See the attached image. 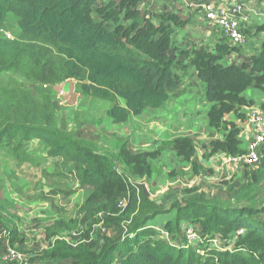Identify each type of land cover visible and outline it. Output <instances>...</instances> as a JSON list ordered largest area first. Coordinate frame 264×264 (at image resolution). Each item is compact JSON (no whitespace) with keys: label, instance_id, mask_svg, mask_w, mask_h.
Masks as SVG:
<instances>
[{"label":"trees","instance_id":"trees-1","mask_svg":"<svg viewBox=\"0 0 264 264\" xmlns=\"http://www.w3.org/2000/svg\"><path fill=\"white\" fill-rule=\"evenodd\" d=\"M141 5H146L145 0H0V26L12 14L18 18L22 32L18 40L0 38V75L24 60L37 87L73 81L79 96L109 103L107 117L123 124L146 109L159 110L182 85L172 65L189 59L211 104L207 112L209 127L228 131L223 141L211 142V155L245 153L237 130L222 119L248 105L242 97L247 88L254 86L264 93V47L260 54L240 64L225 63L224 57L231 50L225 39L216 53L203 48L182 52L172 44L171 37L176 28L186 26L187 20L166 7L151 11ZM94 12L96 18L92 17ZM153 18L160 22L155 25ZM27 97L20 93L0 99L1 107L8 106L0 108V150L11 151L19 164L44 158L72 164L74 173L64 177L72 176L80 190L91 191L79 207L78 222L75 219L71 223L76 227L89 224L79 244L73 248L64 243L57 245L41 256L27 257L30 263L264 264V222L259 219L264 214V150L257 169L244 167L242 181H221L225 188L220 184L216 196L207 197L198 188L182 190L181 199L170 200L169 210H163L145 190L129 184L114 170H126L134 178L149 177L154 172L152 161L157 152H134L126 142H120L116 153L98 154L80 138L77 140V133H68L65 126L60 128L53 114L35 123L20 116L22 112L29 118L30 111L42 116L48 109V103L36 105ZM9 109L10 113L1 114ZM81 132L85 138L98 137L82 126ZM100 133L107 136L103 129ZM41 141L50 149L46 156L41 159L25 155L28 145ZM166 146L177 158L191 163L194 173L198 172L192 139L178 137ZM168 196L177 197L174 193ZM122 198L126 199L125 207L118 206ZM170 210L174 214L162 230L174 241L182 228L191 224L202 235L198 240L194 231L196 240L201 241L197 250L190 244L184 248L167 240H154L155 229L148 223ZM16 214L13 202L0 198V227L12 236L8 247L0 241V264H15L3 263L2 258L21 241ZM240 230L242 234L237 236Z\"/></svg>","mask_w":264,"mask_h":264},{"label":"rangeland","instance_id":"rangeland-1","mask_svg":"<svg viewBox=\"0 0 264 264\" xmlns=\"http://www.w3.org/2000/svg\"><path fill=\"white\" fill-rule=\"evenodd\" d=\"M107 1L110 2L117 0H103V3ZM101 4L102 3H99L97 6H100ZM161 8V6L158 7L160 11ZM193 12L196 13L197 10ZM92 17H97L95 12ZM154 22L155 25H157V18H154ZM203 23H205V28H197V30L190 26L188 27V31H195V37L199 36L197 37L198 40L201 41L202 38L203 43H208L209 45L210 43L208 42L207 37L209 38V34L210 36H213L216 32L213 31L214 29H210L205 21ZM107 25L109 27L114 26L111 23H108ZM199 25H196V27ZM20 32L21 28L18 18L12 14H8L4 23L0 26V38L5 40H18L21 38L20 34L22 32ZM215 37L222 41V39H219L218 34ZM194 40L196 39H192V41ZM194 44L196 43L193 42L192 45ZM197 46L198 45L196 44V46L192 48L196 49ZM182 64H185V67L188 66L187 61ZM176 69H178L177 71L179 73ZM172 70L180 74L178 66L175 67L172 65ZM30 71L31 68L29 69V66L23 60L22 63L14 66L12 71L1 74L0 99L18 96L21 93L25 95L28 94L29 97H27V100L32 99L36 105L42 106L43 104L46 105L48 103V109L47 111L44 109L42 116L33 113V111H30L29 118L24 116L22 112H20V116L35 123V120L48 119L47 115L53 114L54 121L60 128L65 126L68 133H77V140L80 138L81 143L86 144L88 148L101 155L103 153H116L120 142H123L124 144L126 142L129 149L143 154L149 153L157 148L156 151L150 152L158 153V156L152 161L154 172L151 176L134 178L128 176L126 170L117 168H114V170L118 175H121L126 179L129 184H134L145 190L149 199L154 201L157 205L162 206L163 210H169L170 200L181 199L179 193L182 191L180 177L188 178V176H186L181 168H179L181 167L178 165L180 159L177 158L170 148L166 146V143H170L178 137L164 138L159 129L163 125L162 119H152V113H154L155 110L146 109L139 116L130 117L126 123L118 125L107 117L110 106L109 103L79 96V89L76 88V84L73 81L52 86L37 87L36 85L38 83L31 78V75L29 74ZM189 73H192V71H189L184 79L179 75V78H181L182 81V86L179 89L182 90L184 81L190 83L192 86L197 83L196 79L192 77L193 75L190 77ZM202 90H205L203 86H196L191 92L199 95ZM188 91H190L188 85L184 91L179 92L177 89L170 95L169 99L173 102V99L176 100L175 97H179L181 100L180 106L193 105V101L195 100L190 97L192 93L182 94V92ZM198 102L199 101H197V103ZM1 104L2 101L0 100V108L8 107L6 104L1 107ZM205 106L206 101H201V112L198 115V117H201L199 119L201 125L205 121V109H207ZM162 107L160 109H162ZM6 112L10 113V109L9 111H3L1 114ZM169 118L174 120L175 124L177 123L181 125V123L172 116ZM1 120L2 117L0 115V121ZM151 124H153V127H150ZM81 126L84 129L88 128L90 131L95 132L98 134V137L95 135V138H85L82 132L78 133L81 131ZM102 129L106 132L107 136H105V133H100ZM180 131L181 130L177 129V134H179ZM208 132H210V129L203 126V138L207 136ZM112 135H115L116 137L113 138ZM209 136H211V134ZM153 138L158 139L159 141L155 143ZM16 140L17 138L14 141ZM196 141H198V139H196ZM30 145L27 146L25 152V155H28L29 158L30 156H38L37 158L40 156L42 159L41 154L46 156L45 154L50 150L42 141ZM157 145L160 147H157ZM44 159L41 161L37 159L34 161L30 160L31 163L29 164H19L18 161L12 157L11 151L7 149L0 150V198L1 200L6 199L8 202H13V206L17 212L18 232L20 236H22L20 237L21 241L16 243L17 245L15 244L13 247H10L8 250H16L18 254L23 257H31L35 255L41 256L44 252L52 250L55 246L63 243L71 248L76 247L79 244L78 240L83 236V232H85L89 226L88 223H85L83 227H81V225L76 227L71 223L72 220L77 218L79 207L84 203L91 191L84 189L80 190L79 183L74 181L73 178L71 179L72 176L68 175L67 178L64 177V175H67L69 172H72V174L74 173V167L72 164H68L67 162L58 159ZM62 159L65 160L64 157ZM58 163H61V165H58L59 168H57ZM238 168L241 171L244 169L243 165H240ZM171 173L174 174L171 176ZM198 173H201L202 175H211L212 171L208 166H205L199 168ZM221 180V178L216 177L215 181L211 182L215 183L212 187L220 183ZM205 183L206 184L203 186L204 189L209 188L210 181H205ZM189 185L192 186L191 183H189ZM261 190L262 199L264 200V181ZM171 193H174L177 197L170 199L168 195ZM212 193L216 196L218 192L213 191ZM224 193L225 190L222 191V194ZM206 196L208 197V194H206ZM125 203L126 199L122 198L119 200L118 206L123 205V207H125ZM170 211L169 214L167 213L156 216L148 223L155 229V234L153 236L154 240L161 242L167 240L168 244L172 242V244H177V246L181 245L184 248L190 244L192 249L195 248L197 250V248H199V245L197 246V244H200L201 242L198 241L200 240L201 235L198 228L192 229L193 227L191 224H188L187 226L185 225V227L182 228V233L178 236V240L174 241L169 237L168 233L162 230L161 227L168 222L172 217V214H174L173 210ZM259 219L264 222V214L261 215ZM75 222H78V219H76ZM189 231H197L198 240H188ZM241 234V232H237V236H240ZM234 240L235 239L231 238L232 242H234ZM0 241L3 242V246L5 245L4 247L10 246L12 241V236L9 231L3 230L1 227ZM205 246H208V244Z\"/></svg>","mask_w":264,"mask_h":264},{"label":"crops","instance_id":"crops-1","mask_svg":"<svg viewBox=\"0 0 264 264\" xmlns=\"http://www.w3.org/2000/svg\"><path fill=\"white\" fill-rule=\"evenodd\" d=\"M206 1L212 3L215 8H222L224 6L225 8H227L228 4L230 3V0ZM145 2L146 5H141V8L147 7L148 9L153 11V9L158 10L159 6L162 7L161 10L166 7L169 12H178L180 13L183 20H187L186 26L184 28H176L175 33H173L171 37L172 44L178 47L180 51H191L193 49L192 47L196 46L197 44V48H203L207 52L216 53L217 47L220 45L221 42V40H218V38L215 37L217 33L213 34V36H210L209 34V38L207 37V40L210 44L208 45V43H203L202 38L201 41L198 40L197 37L199 36L195 37V31H188V27L190 26L193 29L205 28V23H203L204 16L201 12V9L187 8V4H185L186 2H184V0H145ZM240 2L244 7L245 12L249 15V20L247 23L248 43L244 48L240 50L228 44L229 49H231L229 52L230 54H228L227 57H224L225 63L227 64H240L243 60H247L260 54L262 48L264 47V0H240ZM190 3L192 2L190 1ZM196 10L197 12L194 13L193 11ZM152 22L155 23L154 18L152 19ZM159 22L160 21H158L157 24ZM196 25L199 26L196 27ZM188 32L191 34H189ZM194 38L196 40L192 41V39ZM193 42L196 44L192 45ZM175 54L180 57V54L178 52H175ZM186 61L188 63L187 67H185V64H182L183 61L181 63L175 64V67L178 66L180 74H178V69H176L178 73H175L178 76L180 75L181 78L184 79L185 75L189 71H192V73H189V76L191 77L193 75L192 77L196 79L197 83L193 84L192 86L190 85V83H186L184 81L183 88L182 90L179 89V92L184 91L185 88H187V85L190 91L182 92V94L192 93L191 91L196 86H203L205 88V85L196 77L194 68L189 64V59H187ZM186 61L184 62L186 63ZM196 95L198 94L192 93L190 95L191 99L195 100L193 101V105L189 104L190 106H180L181 100L179 99V97H175L176 100L173 99V102H171V100L169 99L164 103L162 109L155 110L154 113H152V119H162L163 125L159 129L161 130V134L164 136V138L168 139L169 137H187L192 139L194 146L196 147V155L194 161L196 160L198 164V169L201 167L208 166V168L212 171L211 175H202L198 172L194 173L192 164L183 162V160L180 159L178 165H180L181 167H178L181 168L182 172L186 176H188V178L180 177V186L182 187V190L188 188H198L200 192L208 194V196H213L214 193L212 192L217 191L218 186L220 184L222 185V183H218L216 186L212 187V185H214L215 183L211 182L215 181L216 177L221 178V181L231 179H236L235 181H242L245 168L243 167L244 169L241 171L238 168L239 166L226 164L227 158L235 155H228L225 153H216L211 155V142L223 141L228 131H216L215 129L209 127L207 121V112L211 109V104H209V102L206 100V91L202 90V92L198 96ZM242 97L248 105L238 108L236 112H232L225 115L222 119V122L224 124L233 126L237 130L238 139L241 142V147H243V150H245L246 144L247 142H249L251 137V129L247 125V117L253 112L263 111L262 107L264 106V93L261 92L259 89L255 88L254 86H251L246 89V91L242 94ZM197 101L199 102L197 103ZM201 101H206L205 108L208 109H205L206 116L204 118L205 121L202 123V125L201 121L199 120L201 117H198L199 113L201 112ZM171 116L174 119H177L181 123V125L177 123L175 124L174 120L169 118ZM203 126L210 129V132H208L207 136L204 138ZM150 127H153V124H151ZM177 129L181 130L179 134H177L176 132ZM210 134L211 136H209ZM196 139H198V141H196ZM153 141L156 143L159 140L153 138ZM158 146L159 145H157V147ZM156 149H153L150 152H154L156 151ZM43 156L44 154H41V157ZM205 181H210L209 186L212 188L209 187L207 189H204L203 186L206 184ZM189 183H191L192 186H190ZM222 188L224 189L225 187L223 186ZM148 226L150 225L148 224Z\"/></svg>","mask_w":264,"mask_h":264},{"label":"built area","instance_id":"built-area-1","mask_svg":"<svg viewBox=\"0 0 264 264\" xmlns=\"http://www.w3.org/2000/svg\"><path fill=\"white\" fill-rule=\"evenodd\" d=\"M190 1L192 3H190ZM194 1V2H193ZM187 8H199L204 21L210 29H214L219 38L227 40L228 44L242 49L248 43L247 23L249 15L245 12L240 0H230L228 7L215 8L206 0H184ZM247 125L251 129V137L245 147V153L230 156L226 164L257 169L263 159L264 150V112L256 111L247 117ZM239 232L242 233L240 230ZM188 240L196 241L195 232L189 231ZM3 263L32 264L27 257L18 254L16 250H8L2 258Z\"/></svg>","mask_w":264,"mask_h":264},{"label":"clouds","instance_id":"clouds-1","mask_svg":"<svg viewBox=\"0 0 264 264\" xmlns=\"http://www.w3.org/2000/svg\"><path fill=\"white\" fill-rule=\"evenodd\" d=\"M5 40V39H4ZM8 41H13V40H8ZM196 49H198V48H196ZM238 49V48H237ZM238 64V63H237ZM264 112V111H263ZM151 228V227H150Z\"/></svg>","mask_w":264,"mask_h":264}]
</instances>
